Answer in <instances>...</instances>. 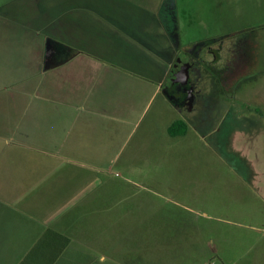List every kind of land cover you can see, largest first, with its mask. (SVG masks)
I'll list each match as a JSON object with an SVG mask.
<instances>
[{"label": "crops", "instance_id": "obj_1", "mask_svg": "<svg viewBox=\"0 0 264 264\" xmlns=\"http://www.w3.org/2000/svg\"><path fill=\"white\" fill-rule=\"evenodd\" d=\"M69 1L51 34L23 23L22 7L13 16L12 0L0 4V264H149L134 248L139 204L109 184V149L134 138L136 156L160 93L156 113H182L169 137L177 119L195 127L182 107L204 46L184 40L194 25L176 10ZM173 32L196 42V65L175 58Z\"/></svg>", "mask_w": 264, "mask_h": 264}, {"label": "rangeland", "instance_id": "obj_2", "mask_svg": "<svg viewBox=\"0 0 264 264\" xmlns=\"http://www.w3.org/2000/svg\"><path fill=\"white\" fill-rule=\"evenodd\" d=\"M86 1L93 7L109 1V8L119 2ZM137 1L129 7L176 10L183 28L194 25L184 40L204 42L198 52L204 63L188 69L182 107L196 128L169 137L168 124L182 113L170 106L156 113L160 93L142 118V126L158 119L136 156L134 138L109 149V184H122L123 195L139 204L134 248L149 264H264V0ZM69 3L12 0L6 7L13 16L22 7L23 23H40L51 34L54 10ZM181 17H173L177 25ZM177 33L175 58L190 68L196 42L183 44Z\"/></svg>", "mask_w": 264, "mask_h": 264}, {"label": "trees", "instance_id": "obj_3", "mask_svg": "<svg viewBox=\"0 0 264 264\" xmlns=\"http://www.w3.org/2000/svg\"><path fill=\"white\" fill-rule=\"evenodd\" d=\"M5 1L8 0H1L0 4ZM203 43H204L203 41L199 42V44H203ZM188 129H189V125L185 120L177 119L169 126L168 131L172 136H176V135L186 134Z\"/></svg>", "mask_w": 264, "mask_h": 264}]
</instances>
